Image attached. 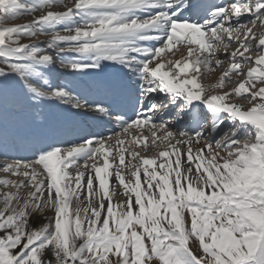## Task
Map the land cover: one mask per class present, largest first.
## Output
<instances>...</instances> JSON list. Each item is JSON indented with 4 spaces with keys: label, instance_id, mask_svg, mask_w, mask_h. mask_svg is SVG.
I'll return each mask as SVG.
<instances>
[{
    "label": "snow or ice",
    "instance_id": "snow-or-ice-1",
    "mask_svg": "<svg viewBox=\"0 0 264 264\" xmlns=\"http://www.w3.org/2000/svg\"><path fill=\"white\" fill-rule=\"evenodd\" d=\"M0 264H264V0H0Z\"/></svg>",
    "mask_w": 264,
    "mask_h": 264
},
{
    "label": "bare ground",
    "instance_id": "bare-ground-1",
    "mask_svg": "<svg viewBox=\"0 0 264 264\" xmlns=\"http://www.w3.org/2000/svg\"><path fill=\"white\" fill-rule=\"evenodd\" d=\"M211 2H218V0H211ZM217 77H218V73H217ZM216 81V77H214L213 79L211 80H207L205 81V83H214Z\"/></svg>",
    "mask_w": 264,
    "mask_h": 264
},
{
    "label": "rangeland",
    "instance_id": "rangeland-1",
    "mask_svg": "<svg viewBox=\"0 0 264 264\" xmlns=\"http://www.w3.org/2000/svg\"><path fill=\"white\" fill-rule=\"evenodd\" d=\"M23 22H25V21H17V23H23Z\"/></svg>",
    "mask_w": 264,
    "mask_h": 264
}]
</instances>
